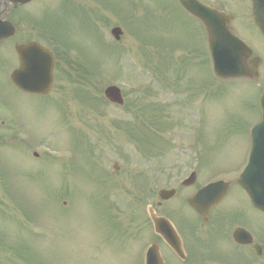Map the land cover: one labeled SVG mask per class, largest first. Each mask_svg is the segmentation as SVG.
I'll list each match as a JSON object with an SVG mask.
<instances>
[{
	"label": "rangeland",
	"instance_id": "1",
	"mask_svg": "<svg viewBox=\"0 0 264 264\" xmlns=\"http://www.w3.org/2000/svg\"><path fill=\"white\" fill-rule=\"evenodd\" d=\"M213 1L238 19L236 31L264 58V39L252 22L250 0ZM105 6L107 10L98 12L103 23L97 27L93 12L91 21L84 13L81 19L86 22L70 18L62 27L52 14L39 13L42 6L31 8L39 25L49 31L58 29L70 45L85 52L83 58L78 50L56 46L67 51L73 62L85 60L82 65L87 68L89 63L92 83L78 82L77 72H72L76 81L59 72L50 98L24 94L12 86L0 59L4 102L0 113L13 120L12 129L28 131L32 144L68 147L65 166L56 168L53 161L34 160L17 144L0 151L6 175L4 184L0 179V264H141L143 249L150 244L146 209L158 204L160 190L178 188L196 170L193 189L183 190L184 198L177 195L163 205V210H172L174 219L183 215L191 220L194 213L187 194L208 178L236 176L244 165L247 147L238 130L243 118L252 116L258 89L245 81L219 82L212 76L202 26L174 0H106ZM128 8L131 20L125 21ZM113 22L127 24L118 25L124 32L120 43L110 35ZM58 55L64 57L62 52ZM9 56L7 52V60ZM60 63L67 68L62 58ZM158 68L165 71L168 89ZM110 85L123 89L128 110L102 100ZM82 93L89 98L87 103L81 100ZM136 114H143L141 121L134 120ZM123 117L120 126L130 123V127H114ZM155 117L164 128L159 131L157 123L146 128L156 134L143 138L152 154L140 153L141 145L131 141L125 130L142 129ZM5 133H11L10 143H19L16 132ZM148 189L150 194L144 197ZM114 218L123 225L124 244L111 228ZM111 239L114 244L108 243ZM16 247L28 254L29 263L21 260Z\"/></svg>",
	"mask_w": 264,
	"mask_h": 264
},
{
	"label": "flooded vegetation",
	"instance_id": "2",
	"mask_svg": "<svg viewBox=\"0 0 264 264\" xmlns=\"http://www.w3.org/2000/svg\"><path fill=\"white\" fill-rule=\"evenodd\" d=\"M54 1L55 3L51 4L50 0H32L30 2L0 0V32L1 25L4 22L12 23L16 29L13 37L0 40V59L3 62L5 71H15L20 66L16 47L28 45L32 42H39L52 51L56 58V68L61 66L59 58H62V61L66 64L67 51H59L56 46L64 48L65 45L69 50L68 41L54 38L52 33L38 31L34 22L36 21V12H32L31 9L33 6H42L39 13H47L60 7L64 9L65 14L67 10V17L72 14L83 15L84 13H87L90 17V12L96 14L100 11V8L96 7H100L103 2V0ZM216 3L218 4L217 1ZM248 30L252 33L256 32L251 26H248ZM1 36L0 34V38ZM7 52L15 59L14 64L9 62L10 56L7 60ZM58 52L64 53V57L59 56ZM255 57V54L249 57L248 66L252 72L258 68L261 77L249 82L254 87L258 86L262 93L264 91V64L261 62V65H259ZM253 76H255L254 72ZM3 104L4 102L0 100V108ZM259 118L260 110L258 106L257 113L252 114L251 117L243 118V125L239 131L247 135L250 133L249 127L251 124L255 120L258 121ZM12 127L13 120L5 118L0 113V130H3L4 133L14 131ZM20 131L18 130L19 133ZM21 147L26 150L25 152L29 156L30 153L35 152H32L34 145L23 144ZM36 158H41L43 162L48 159L46 155L42 157L37 155ZM214 181L217 180H207L205 184ZM223 181L229 183L228 191L222 201L210 209L206 220L190 206L194 213L191 220L183 215H179L174 219L172 210H169L168 207L166 210H163V205L158 208L157 216L169 220L172 227L169 228V232L159 235L155 232L153 225H148L146 240L150 244L147 246L145 253L142 254L143 262L149 247L157 243L163 264H264V214L252 206L247 194L238 184V180L233 178ZM200 188H197L194 193H188L189 196L185 197L186 201L188 202L189 198ZM190 189L193 188H182L179 192ZM184 195L181 193L180 197L184 198ZM172 242L177 246L176 248L173 247Z\"/></svg>",
	"mask_w": 264,
	"mask_h": 264
},
{
	"label": "water",
	"instance_id": "3",
	"mask_svg": "<svg viewBox=\"0 0 264 264\" xmlns=\"http://www.w3.org/2000/svg\"><path fill=\"white\" fill-rule=\"evenodd\" d=\"M179 1L192 15L200 19L207 29L216 76L224 80L248 77L246 57L242 54L244 43L234 34V30L230 25L232 17L204 7L198 0ZM253 4V15L256 24L264 35V0H253ZM4 30L6 33L10 32L9 29ZM112 34L117 40H120V29L113 30ZM25 51L27 52V50L22 48L18 50L21 57H23ZM47 52V50L41 47L33 48L31 56L33 55L32 63L34 64V70L13 74L12 80L21 90L40 95L50 93L53 85L54 59ZM41 54H45L46 56L42 58ZM105 95L114 104H124L121 91L117 87L108 88ZM261 107L264 121V97L261 99ZM260 128L264 129V123L256 127V129ZM258 137L259 133H256L255 140ZM189 180H193L194 182L196 174H192ZM239 183L251 197L253 204L258 209L264 211V159L253 157L251 163L240 177ZM227 187V184L221 182L210 185L202 189L189 203L200 214L206 215L209 209L224 196ZM174 194L173 191L161 192L160 197L163 200H168ZM150 214L157 230H159L162 220L156 218L153 209H150ZM147 264H161L159 254L155 249H151L149 252Z\"/></svg>",
	"mask_w": 264,
	"mask_h": 264
},
{
	"label": "trees",
	"instance_id": "4",
	"mask_svg": "<svg viewBox=\"0 0 264 264\" xmlns=\"http://www.w3.org/2000/svg\"><path fill=\"white\" fill-rule=\"evenodd\" d=\"M137 102H138V101H137ZM137 102H136V103H134V105H133V106H136ZM129 106H130V104L128 105V108H129ZM135 108H136V107H135Z\"/></svg>",
	"mask_w": 264,
	"mask_h": 264
}]
</instances>
